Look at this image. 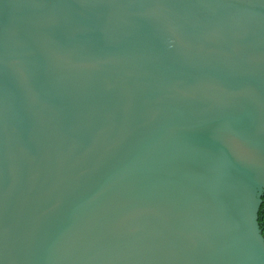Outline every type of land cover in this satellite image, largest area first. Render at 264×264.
Masks as SVG:
<instances>
[{
    "label": "water",
    "instance_id": "95a60500",
    "mask_svg": "<svg viewBox=\"0 0 264 264\" xmlns=\"http://www.w3.org/2000/svg\"><path fill=\"white\" fill-rule=\"evenodd\" d=\"M263 194L264 0H0V264H264Z\"/></svg>",
    "mask_w": 264,
    "mask_h": 264
},
{
    "label": "trees",
    "instance_id": "16d2710c",
    "mask_svg": "<svg viewBox=\"0 0 264 264\" xmlns=\"http://www.w3.org/2000/svg\"><path fill=\"white\" fill-rule=\"evenodd\" d=\"M258 223L260 224V228H263L264 230V194L262 196V203L258 212ZM262 235L264 237V232H262Z\"/></svg>",
    "mask_w": 264,
    "mask_h": 264
},
{
    "label": "snow or ice",
    "instance_id": "6c2138e0",
    "mask_svg": "<svg viewBox=\"0 0 264 264\" xmlns=\"http://www.w3.org/2000/svg\"><path fill=\"white\" fill-rule=\"evenodd\" d=\"M226 130H228L227 126L222 130V132H224V131H226Z\"/></svg>",
    "mask_w": 264,
    "mask_h": 264
},
{
    "label": "flooded vegetation",
    "instance_id": "af4514ba",
    "mask_svg": "<svg viewBox=\"0 0 264 264\" xmlns=\"http://www.w3.org/2000/svg\"><path fill=\"white\" fill-rule=\"evenodd\" d=\"M261 225H262V224H261ZM259 226H260V224H259ZM261 230H262V232H264L263 228H261Z\"/></svg>",
    "mask_w": 264,
    "mask_h": 264
}]
</instances>
